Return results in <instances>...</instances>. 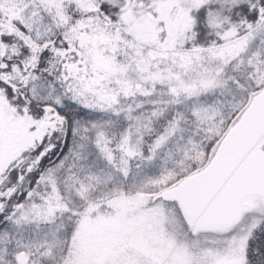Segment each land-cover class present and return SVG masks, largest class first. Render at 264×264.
I'll return each instance as SVG.
<instances>
[{
  "label": "snow or ice",
  "instance_id": "obj_1",
  "mask_svg": "<svg viewBox=\"0 0 264 264\" xmlns=\"http://www.w3.org/2000/svg\"><path fill=\"white\" fill-rule=\"evenodd\" d=\"M0 264H264V0H0Z\"/></svg>",
  "mask_w": 264,
  "mask_h": 264
}]
</instances>
